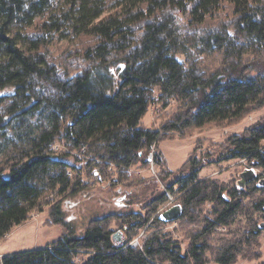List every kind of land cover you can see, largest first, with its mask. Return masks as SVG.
I'll list each match as a JSON object with an SVG mask.
<instances>
[{"label":"trees","instance_id":"obj_1","mask_svg":"<svg viewBox=\"0 0 264 264\" xmlns=\"http://www.w3.org/2000/svg\"><path fill=\"white\" fill-rule=\"evenodd\" d=\"M172 101L160 132L142 125L153 103ZM263 110L264 0H0V241L52 194L51 225L64 228V199L140 183L127 171L148 166L151 148L167 139L161 132L191 136ZM207 148L203 161L244 160L264 178V115ZM191 154L174 172L152 157L163 176H175L167 189L178 195L176 221L158 220L160 194L139 213L108 214L81 237L64 234L0 264L259 260L264 186L201 180L203 157ZM171 224L173 233L163 231ZM112 225L125 243L145 230L142 248H116Z\"/></svg>","mask_w":264,"mask_h":264},{"label":"rangeland","instance_id":"obj_2","mask_svg":"<svg viewBox=\"0 0 264 264\" xmlns=\"http://www.w3.org/2000/svg\"><path fill=\"white\" fill-rule=\"evenodd\" d=\"M11 91L12 89H7L3 93H10ZM175 111L176 105L173 101L167 105L153 103L144 117L142 125L146 129H154L160 132L159 128L162 122L166 121ZM263 115L264 110L249 115L242 122L232 127L218 128L208 126L195 131L191 136L161 132L160 134H164L167 139L160 142L156 148L154 146L151 148L147 160H149V157H153L154 153H159L165 161L167 169L174 172L190 159L191 153L196 152V157H203L202 161L200 160L202 168L199 171L201 180H214L225 184L235 182L237 175L247 168L244 160H231L218 163L217 165L207 163L203 161L206 159L207 147L210 142H223L228 136L241 133L244 129L255 124ZM198 142H202L198 145L201 148L196 149ZM61 148L62 146L58 144L53 147L55 152L62 150ZM73 156L77 157L75 153ZM210 159H212V156L207 158V160ZM72 160L70 159L69 162ZM162 169L154 161L151 168L148 162V166L144 169L133 167L127 171L132 177L141 180L138 184L122 189H105L108 186L104 183L100 186L82 190L77 195L64 199L60 204V212L65 224L64 228L51 225L53 220L50 217V208L57 200L56 194L46 197L45 200L40 202L37 210L29 215L28 220L24 224L13 229L11 233L0 241V258L16 251L25 252L45 248L61 239L64 234L72 233L74 237H81L90 221L101 219L112 213H139L140 209L150 199L160 194H165L166 197V193H168L173 200L171 206L176 205L178 198L176 188L173 186L171 190L167 189V186L175 176H163ZM167 203L168 199L166 198L165 204L159 209L157 214L162 212L164 208L171 207L170 205L167 206ZM255 218L258 224L263 225V229L260 230L261 234L258 236V245L253 250L254 254L260 255V259H241L236 264H260L264 262V218L260 217V215H255ZM177 226V224L168 225L163 228V231L173 233ZM111 228L114 229V233L118 232L115 225H112ZM225 232L223 230L220 233ZM174 234L175 238L179 239L176 233ZM143 235L147 237L145 230H142L132 241H139V239L144 237Z\"/></svg>","mask_w":264,"mask_h":264},{"label":"water","instance_id":"obj_3","mask_svg":"<svg viewBox=\"0 0 264 264\" xmlns=\"http://www.w3.org/2000/svg\"><path fill=\"white\" fill-rule=\"evenodd\" d=\"M149 161V160H148ZM256 181V185L261 187L264 186V179L259 178V174L256 170L245 168L237 175V180L235 185L238 190H244L248 184H251ZM181 215V207L179 205H173L166 210L162 211L158 215V220L163 223H171L176 221ZM260 229H263V225L260 226ZM122 233L117 232L112 234L111 240L116 248H123L125 246V240H120Z\"/></svg>","mask_w":264,"mask_h":264},{"label":"built area","instance_id":"obj_4","mask_svg":"<svg viewBox=\"0 0 264 264\" xmlns=\"http://www.w3.org/2000/svg\"><path fill=\"white\" fill-rule=\"evenodd\" d=\"M152 165H153V162L150 163L151 168H152ZM166 198L168 199L167 206L171 205L173 203V200L168 193H166ZM145 239H146V237L144 236L143 238L139 239L140 242L137 240H133V241L131 240L129 243L126 244L125 247H130L133 249H139L140 250L142 248V243ZM141 240H143V241H141Z\"/></svg>","mask_w":264,"mask_h":264},{"label":"crops","instance_id":"obj_5","mask_svg":"<svg viewBox=\"0 0 264 264\" xmlns=\"http://www.w3.org/2000/svg\"><path fill=\"white\" fill-rule=\"evenodd\" d=\"M18 252H22V251H16V252H13V253H18Z\"/></svg>","mask_w":264,"mask_h":264},{"label":"flooded vegetation","instance_id":"obj_6","mask_svg":"<svg viewBox=\"0 0 264 264\" xmlns=\"http://www.w3.org/2000/svg\"><path fill=\"white\" fill-rule=\"evenodd\" d=\"M120 240H123L122 237H120Z\"/></svg>","mask_w":264,"mask_h":264},{"label":"snow or ice","instance_id":"obj_7","mask_svg":"<svg viewBox=\"0 0 264 264\" xmlns=\"http://www.w3.org/2000/svg\"><path fill=\"white\" fill-rule=\"evenodd\" d=\"M121 67H123V66H121Z\"/></svg>","mask_w":264,"mask_h":264}]
</instances>
